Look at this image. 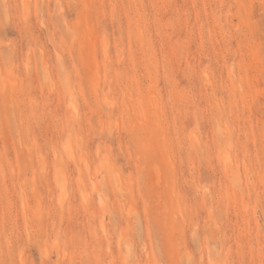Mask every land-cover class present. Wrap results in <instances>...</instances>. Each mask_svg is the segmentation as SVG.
I'll return each instance as SVG.
<instances>
[{"label":"rangeland","instance_id":"1","mask_svg":"<svg viewBox=\"0 0 264 264\" xmlns=\"http://www.w3.org/2000/svg\"><path fill=\"white\" fill-rule=\"evenodd\" d=\"M0 264H264V0H0Z\"/></svg>","mask_w":264,"mask_h":264},{"label":"bare ground","instance_id":"2","mask_svg":"<svg viewBox=\"0 0 264 264\" xmlns=\"http://www.w3.org/2000/svg\"><path fill=\"white\" fill-rule=\"evenodd\" d=\"M26 6V5H25Z\"/></svg>","mask_w":264,"mask_h":264}]
</instances>
